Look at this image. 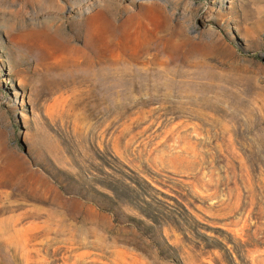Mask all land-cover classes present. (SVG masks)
I'll list each match as a JSON object with an SVG mask.
<instances>
[{
  "label": "rangeland",
  "instance_id": "374dc122",
  "mask_svg": "<svg viewBox=\"0 0 264 264\" xmlns=\"http://www.w3.org/2000/svg\"><path fill=\"white\" fill-rule=\"evenodd\" d=\"M0 264H264V0H0Z\"/></svg>",
  "mask_w": 264,
  "mask_h": 264
},
{
  "label": "trees",
  "instance_id": "16d2710c",
  "mask_svg": "<svg viewBox=\"0 0 264 264\" xmlns=\"http://www.w3.org/2000/svg\"><path fill=\"white\" fill-rule=\"evenodd\" d=\"M91 202L93 204H95L99 209H101L102 211H105V212H109L113 215V218H114V221L118 224H133L134 226L136 225V222L134 221L135 219L131 218V217H125L126 219L125 220H121L120 219V214L117 213L115 211V209L113 208H107V207H104L96 202H94L93 200H91ZM154 244L157 245V243L153 240Z\"/></svg>",
  "mask_w": 264,
  "mask_h": 264
},
{
  "label": "bare ground",
  "instance_id": "6f19581e",
  "mask_svg": "<svg viewBox=\"0 0 264 264\" xmlns=\"http://www.w3.org/2000/svg\"><path fill=\"white\" fill-rule=\"evenodd\" d=\"M98 27V26H97ZM97 27H95V29H97ZM84 28V27H83ZM84 30L86 31V34H87V32H89V30H88V26L87 25H85V28H84ZM87 37H88V35H87ZM100 62V61H99Z\"/></svg>",
  "mask_w": 264,
  "mask_h": 264
}]
</instances>
